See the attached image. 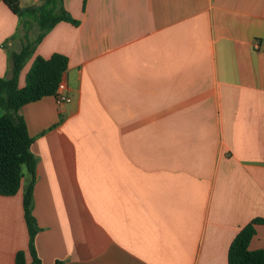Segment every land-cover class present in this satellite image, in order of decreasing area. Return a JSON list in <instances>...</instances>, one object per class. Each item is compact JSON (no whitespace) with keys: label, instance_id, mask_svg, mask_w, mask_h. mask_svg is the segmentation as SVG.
Here are the masks:
<instances>
[{"label":"crops","instance_id":"0c3cea01","mask_svg":"<svg viewBox=\"0 0 264 264\" xmlns=\"http://www.w3.org/2000/svg\"><path fill=\"white\" fill-rule=\"evenodd\" d=\"M62 4L78 24L47 32L19 75L24 88L36 57L68 58L71 103L20 111L42 262L230 264L239 232L264 219V0ZM20 32L0 0V78L12 77ZM30 180L0 196V264L28 250ZM255 228L250 249H264Z\"/></svg>","mask_w":264,"mask_h":264},{"label":"trees","instance_id":"16d2710c","mask_svg":"<svg viewBox=\"0 0 264 264\" xmlns=\"http://www.w3.org/2000/svg\"><path fill=\"white\" fill-rule=\"evenodd\" d=\"M20 18L24 30L23 46L20 52L10 54L11 78H0V196H15L21 189L26 175L31 180L24 191L23 205L29 233L28 250L16 255V264H44L38 255L35 240L40 231L34 216V184L37 159L32 153L33 140L27 124L21 115V108L45 97L54 96L59 83L68 68V58L53 54L51 58L36 57L27 74L26 86L19 87V75L27 61L33 56L35 47L47 32L60 22L78 24L63 8L62 0H43L39 5L23 8L19 0H3ZM33 25L39 29L34 41L30 40ZM264 224V219H255L244 227L230 248V264H264V249L251 250L250 243L256 235V225ZM28 258H30L28 260ZM55 264H64L58 261Z\"/></svg>","mask_w":264,"mask_h":264},{"label":"built area","instance_id":"2783aa9c","mask_svg":"<svg viewBox=\"0 0 264 264\" xmlns=\"http://www.w3.org/2000/svg\"><path fill=\"white\" fill-rule=\"evenodd\" d=\"M256 44L258 45V43ZM257 45L256 47L258 48ZM53 97L59 106L71 103L72 100L69 94L67 93V84L64 79L59 83L56 93Z\"/></svg>","mask_w":264,"mask_h":264},{"label":"rangeland","instance_id":"374dc122","mask_svg":"<svg viewBox=\"0 0 264 264\" xmlns=\"http://www.w3.org/2000/svg\"><path fill=\"white\" fill-rule=\"evenodd\" d=\"M39 33V29L36 25H33L32 29L30 30V34H31V40H34ZM20 35L23 36L24 35V30L23 28H21V32Z\"/></svg>","mask_w":264,"mask_h":264}]
</instances>
